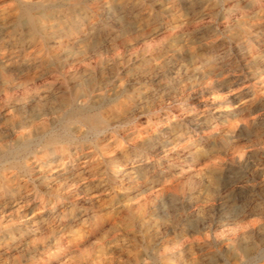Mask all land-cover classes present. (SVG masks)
<instances>
[{
	"label": "rangeland",
	"instance_id": "obj_1",
	"mask_svg": "<svg viewBox=\"0 0 264 264\" xmlns=\"http://www.w3.org/2000/svg\"><path fill=\"white\" fill-rule=\"evenodd\" d=\"M250 263L264 0H0V264Z\"/></svg>",
	"mask_w": 264,
	"mask_h": 264
},
{
	"label": "bare ground",
	"instance_id": "obj_2",
	"mask_svg": "<svg viewBox=\"0 0 264 264\" xmlns=\"http://www.w3.org/2000/svg\"><path fill=\"white\" fill-rule=\"evenodd\" d=\"M72 120H75L79 123H83V124H86L88 125L92 130H98V128L103 124V122H100L98 121V119L96 118V115H90V114H85V113H75L74 115H72L71 117ZM46 134V133H45ZM44 134V135H45ZM50 135V134H49ZM56 135V134H55ZM69 135V134H68ZM42 139V137H41ZM58 141L55 139L54 136H50V138L44 143L43 145V148L46 150V151H54V149L56 148L55 144L57 143ZM39 144V143H38ZM62 149V147H60ZM75 148V147H74ZM45 151V153H46ZM56 151V150H55ZM48 153V152H47ZM51 153V152H50ZM78 154V153H77ZM81 154V153H80ZM45 155V154H44ZM49 155V154H48ZM61 155V154H60ZM63 155V154H62ZM76 155V154H75ZM47 156V154H46ZM52 156V155H51ZM67 156V155H66ZM77 156V155H76ZM59 157V156H58ZM62 157V156H61ZM68 157V156H67ZM71 157V156H70ZM51 158V157H50ZM57 158V157H56ZM79 158V157H78ZM45 159V158H44ZM52 159V158H51ZM71 159V158H70ZM54 160V159H53ZM59 161V160H57ZM61 161V160H60ZM46 162V161H45ZM71 162V160H70ZM78 162V161H77ZM58 163V162H57ZM76 163V162H75ZM53 164V163H51ZM67 164V163H66ZM47 165V164H46ZM50 165V164H48ZM57 165V164H56ZM62 165V164H61ZM68 165V164H67ZM64 166V165H63ZM61 168V167H60ZM128 168V167H127ZM118 172H121V171H116L115 173H118ZM77 173V172H76ZM79 173V172H78ZM129 174V173H128ZM130 175V174H129ZM128 175V176H129ZM71 176V175H70ZM116 176V175H115ZM121 176V175H120ZM119 176V177H120ZM76 177V176H75ZM118 177V176H117ZM124 177V176H123ZM77 178V177H76ZM123 179V178H122ZM15 191V190H14ZM12 193V192H10ZM14 193V192H13ZM25 195V194H24ZM20 196H21V193H20ZM26 196V195H25ZM18 198V197H17ZM21 199V198H20ZM8 200V199H7ZM23 200V199H22ZM21 200V201H22ZM60 200V198H59ZM14 201V200H13ZM61 201V200H60ZM15 202V201H14ZM25 202V201H24ZM18 203V202H17ZM21 203V202H20ZM10 204V203H9ZM53 204V203H52ZM57 205V204H56ZM61 206V205H60ZM64 209V208H63ZM52 212V211H51ZM247 223V222H246ZM245 223V224H246ZM244 224V225H245ZM245 227V226H244ZM251 227V226H250ZM238 228V227H237ZM250 229V228H248ZM248 232V231H247ZM80 234V233H79ZM247 237V236H246ZM100 248V247H99ZM251 247L250 245L248 244H244L240 247V252L242 254H247L249 251H250ZM251 264V263H250Z\"/></svg>",
	"mask_w": 264,
	"mask_h": 264
}]
</instances>
